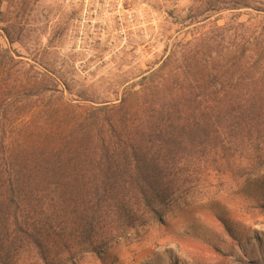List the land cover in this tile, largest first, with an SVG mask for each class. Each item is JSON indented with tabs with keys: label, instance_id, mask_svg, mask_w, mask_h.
I'll list each match as a JSON object with an SVG mask.
<instances>
[{
	"label": "trees",
	"instance_id": "trees-1",
	"mask_svg": "<svg viewBox=\"0 0 264 264\" xmlns=\"http://www.w3.org/2000/svg\"><path fill=\"white\" fill-rule=\"evenodd\" d=\"M242 9L262 15L264 2L196 0L190 10L196 23L231 14L214 26L229 33L223 65L184 82L190 66L207 69L198 57L213 44L197 34L179 66L166 57L142 78L143 90L91 111L0 48V264H23L24 255L35 264H75L150 220L160 222L184 166L207 158L227 163L243 153L252 168L259 163L264 58L262 40L244 33L255 18L240 22ZM163 90L170 95L159 96Z\"/></svg>",
	"mask_w": 264,
	"mask_h": 264
},
{
	"label": "rangeland",
	"instance_id": "rangeland-1",
	"mask_svg": "<svg viewBox=\"0 0 264 264\" xmlns=\"http://www.w3.org/2000/svg\"><path fill=\"white\" fill-rule=\"evenodd\" d=\"M194 1L1 0L0 48L25 68L47 74L74 106L84 111L112 106L126 93L143 90L142 78L166 57L179 66L197 34L213 44L198 57L207 69L190 66L184 82L194 83L226 62L229 33L214 26L231 14L206 21L200 16L196 23L189 19ZM238 12L242 23L255 18L254 28L244 33L262 40L264 58V14ZM232 158L184 166L160 222L150 220L75 264H264V146L254 168L247 153ZM21 260L35 264L25 255Z\"/></svg>",
	"mask_w": 264,
	"mask_h": 264
}]
</instances>
